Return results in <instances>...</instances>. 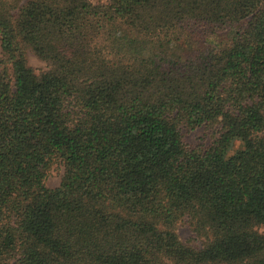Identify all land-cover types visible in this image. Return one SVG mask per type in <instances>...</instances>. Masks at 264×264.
Wrapping results in <instances>:
<instances>
[{"label": "trees", "instance_id": "16d2710c", "mask_svg": "<svg viewBox=\"0 0 264 264\" xmlns=\"http://www.w3.org/2000/svg\"><path fill=\"white\" fill-rule=\"evenodd\" d=\"M0 264H264V0H0Z\"/></svg>", "mask_w": 264, "mask_h": 264}, {"label": "rangeland", "instance_id": "374dc122", "mask_svg": "<svg viewBox=\"0 0 264 264\" xmlns=\"http://www.w3.org/2000/svg\"><path fill=\"white\" fill-rule=\"evenodd\" d=\"M96 2L97 0H92ZM232 34L230 30H223L222 32L215 33L209 37H207L206 41L212 45H218L222 41L228 40ZM26 57L28 63L36 70H43L46 68V63L36 57L32 52L27 51ZM181 134L183 141L188 144L190 147L195 146H206L211 140V134L209 130H206L202 126L188 129L185 127L181 128ZM62 166L60 165H52L48 171V175L46 177V185L48 187H56L59 185L62 175ZM178 233L183 241H187L193 245H199L200 240L197 239L194 234L191 232L190 227L186 221L180 223L178 227Z\"/></svg>", "mask_w": 264, "mask_h": 264}]
</instances>
